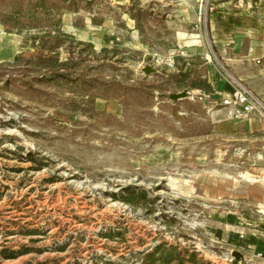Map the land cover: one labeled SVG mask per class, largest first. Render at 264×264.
Returning <instances> with one entry per match:
<instances>
[{"label": "rangeland", "instance_id": "1", "mask_svg": "<svg viewBox=\"0 0 264 264\" xmlns=\"http://www.w3.org/2000/svg\"><path fill=\"white\" fill-rule=\"evenodd\" d=\"M45 1L0 0V264H142L159 246L228 264L227 216H258L264 165L209 97L214 71L229 79L207 31L212 0L189 27L195 58L165 27V0ZM124 15L139 19L141 45ZM69 21L89 27L84 38ZM57 29L61 45L39 52Z\"/></svg>", "mask_w": 264, "mask_h": 264}, {"label": "crops", "instance_id": "2", "mask_svg": "<svg viewBox=\"0 0 264 264\" xmlns=\"http://www.w3.org/2000/svg\"><path fill=\"white\" fill-rule=\"evenodd\" d=\"M128 2L133 3L135 0H128ZM162 3L163 8L168 9L167 11H170V7H174L172 11L176 12L175 15L165 12L163 18L167 30L175 28L173 35L175 43L178 40L181 42L177 44V47L187 51L191 58L200 55L202 49L199 45L200 41L196 40L195 34L189 33L191 31L189 27H191V24L193 26L197 25L196 23L201 18L204 0H168ZM149 4L147 5L150 6ZM72 7H67L68 13L79 14L83 10L80 9L79 5H73ZM210 9L207 31L210 34L209 37L216 55H218L229 74V79L223 78L214 71L213 78L210 76L209 83L215 92L210 93L209 97H217L214 103L218 105L220 102L221 105L222 96L232 94L235 90L233 79H236L241 81L247 89L264 103V0H212ZM123 20L130 31V37L134 39L135 45L138 46L139 38L144 36L140 30L139 19L124 15ZM91 22L99 28L106 25L96 17H93ZM92 24L91 26H93ZM152 26L158 28L156 24ZM67 27L69 32L84 38L88 26L82 28L69 21ZM18 43L19 41L15 44L18 46ZM91 43H94L96 48L100 49L101 41L95 39ZM148 44L149 42H147L146 47H148ZM18 51L17 48L15 53ZM170 51L169 54H172L173 51ZM204 56L206 55L204 54ZM207 58L208 55L205 59ZM185 72L186 70L182 68L177 70V73L184 74ZM206 96V94H202L201 100L206 99ZM223 111H225L222 116L224 120L221 119L219 122L229 120L226 109ZM231 123L240 131L239 134H242L249 141L248 157H250V162L253 165L259 163L264 165V159L260 160V157L264 155V120L253 118ZM253 148L256 149V152L253 151ZM261 171H264V169H261ZM251 177L253 176L247 175L245 178ZM251 181L258 182L255 178ZM258 203L260 207H263V210L258 211L257 217H254L249 209L244 211L243 214L232 212L231 216H227L226 229L230 242H232L230 244L232 250L238 251L244 256L242 262L235 261L234 264H264V256H258L259 253L264 255V200H260Z\"/></svg>", "mask_w": 264, "mask_h": 264}, {"label": "built area", "instance_id": "3", "mask_svg": "<svg viewBox=\"0 0 264 264\" xmlns=\"http://www.w3.org/2000/svg\"><path fill=\"white\" fill-rule=\"evenodd\" d=\"M167 1V0H165ZM187 51L181 50L179 53L187 56ZM235 90L232 94L223 95L221 105L226 109L227 117L232 122H239L245 119L264 120V103L253 92L247 89L241 81L233 79ZM264 159V155L260 160ZM263 210V207H259ZM233 252L225 257L224 261L228 264H233L236 259L233 257ZM263 257V253L258 254Z\"/></svg>", "mask_w": 264, "mask_h": 264}, {"label": "trees", "instance_id": "4", "mask_svg": "<svg viewBox=\"0 0 264 264\" xmlns=\"http://www.w3.org/2000/svg\"><path fill=\"white\" fill-rule=\"evenodd\" d=\"M47 11L46 7V1L45 0H40V3L37 4V11L39 10ZM59 26V25H58ZM57 26V27H58ZM11 28H14L11 27ZM56 28V27H55ZM61 31H54L55 34L52 35V33L49 34V36H43L39 37L40 39V45L36 46L37 50L39 52L44 53V52H55V49H57L61 43H62V37H65ZM33 40L36 42L37 37L33 38ZM27 253V251H24L22 253H16V254H11L8 253L6 254L5 252L2 253L4 258L7 259H16L19 256ZM192 263L197 264L198 258L197 255H191L190 259ZM142 264H188V261H186L185 257L182 256V253L179 252L176 248L172 249V252L167 253L166 250L164 249V246H159L156 248L155 251L147 255L146 259Z\"/></svg>", "mask_w": 264, "mask_h": 264}, {"label": "water", "instance_id": "5", "mask_svg": "<svg viewBox=\"0 0 264 264\" xmlns=\"http://www.w3.org/2000/svg\"><path fill=\"white\" fill-rule=\"evenodd\" d=\"M123 1H125V0H117V2H120V3H122ZM146 72L147 73H153L155 71L152 70V69H150V68H148V69H146ZM188 95H189V91L186 90V91H183V92L178 93V94H172V95H170V99L171 100H174V101H178V100L187 98ZM232 255L236 259V261L242 262L243 259H244V256L240 252H238V251L233 252Z\"/></svg>", "mask_w": 264, "mask_h": 264}]
</instances>
